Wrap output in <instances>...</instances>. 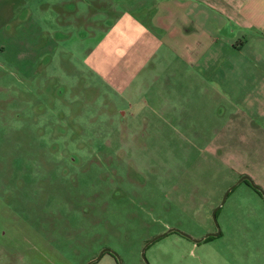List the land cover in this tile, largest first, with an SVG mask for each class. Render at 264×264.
<instances>
[{"label":"rangeland","instance_id":"rangeland-1","mask_svg":"<svg viewBox=\"0 0 264 264\" xmlns=\"http://www.w3.org/2000/svg\"><path fill=\"white\" fill-rule=\"evenodd\" d=\"M45 1L0 0V264H85L103 247L144 264L142 246L167 227L213 231L212 208L242 175L251 182L215 211L217 235L193 242L172 230L143 254L147 264H264V131L224 122L222 101L189 75L168 82L173 104L159 111L154 97L128 111L143 77L139 95L117 94L89 65L107 12L71 0L50 17ZM89 264L117 261L103 251Z\"/></svg>","mask_w":264,"mask_h":264},{"label":"crops","instance_id":"crops-1","mask_svg":"<svg viewBox=\"0 0 264 264\" xmlns=\"http://www.w3.org/2000/svg\"><path fill=\"white\" fill-rule=\"evenodd\" d=\"M69 1L46 0L47 16H55V2L69 11ZM81 1L87 11L89 3ZM95 1L98 14L111 19L88 55L96 50L93 73L128 96L139 95L142 77L145 82L141 100L134 97L128 111L144 112L154 97V109L173 104L168 82L179 87L189 75L222 101L224 122L264 131V0Z\"/></svg>","mask_w":264,"mask_h":264},{"label":"water","instance_id":"water-1","mask_svg":"<svg viewBox=\"0 0 264 264\" xmlns=\"http://www.w3.org/2000/svg\"><path fill=\"white\" fill-rule=\"evenodd\" d=\"M243 178L248 179V180L250 181V179H249L248 176H246V175H242V176H240V177H239V178H238L233 184H231L230 186H228V188H226V190L224 191V193H223L222 196H221V199H220L219 203H218L216 206H214V207L212 208V210H211V212H210V215H211V218H212V221H213V224H214V228H215L213 231L205 232V233H204L203 235H201L200 237L195 238V237H190V236H188L186 233L181 232V231H179L178 229H176V228H174V227H167V228H166L165 230H163L162 232H160V233L154 235V236L151 237L149 240H147V241L144 243V245L142 246L141 251H140V255H141V257H142V259H143V261H144V264H147V262L145 261V258H144V254H143V250H144V247L146 246V244H147L148 242H150L151 240L155 239L156 237H158V236H160V235H162V234H164V233H166V232H169V231H172V230L177 231V232L183 234L184 236L188 237L189 239H191L193 242H198V241L202 240L203 238H205L206 236H209V235H217V234L220 232V230H219V227H218V225H217V223H216V220H215V211H216V209L219 207V205L222 203V201L224 200V197H225L227 191H228V190H229V189H230L235 183H237L239 180H241V179H243ZM250 182H251V181H250ZM255 188H257V187H255ZM257 189H258V188H257ZM103 251H109V252H110L111 254H113V256L115 257V259H116V261H117V264H121L118 255H117L116 253H114L112 250H110L109 248H107V247H103V248H101V249L97 252L96 256H94L93 258L89 259L85 264H89L92 260L97 259Z\"/></svg>","mask_w":264,"mask_h":264},{"label":"trees","instance_id":"trees-1","mask_svg":"<svg viewBox=\"0 0 264 264\" xmlns=\"http://www.w3.org/2000/svg\"><path fill=\"white\" fill-rule=\"evenodd\" d=\"M255 188V187H254ZM255 190L256 191H258V189L257 188H255ZM211 237V235H209V236H206L205 238H203V239H207V238H210Z\"/></svg>","mask_w":264,"mask_h":264},{"label":"flooded vegetation","instance_id":"flooded-vegetation-1","mask_svg":"<svg viewBox=\"0 0 264 264\" xmlns=\"http://www.w3.org/2000/svg\"><path fill=\"white\" fill-rule=\"evenodd\" d=\"M215 229V228H214Z\"/></svg>","mask_w":264,"mask_h":264}]
</instances>
